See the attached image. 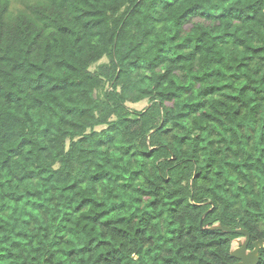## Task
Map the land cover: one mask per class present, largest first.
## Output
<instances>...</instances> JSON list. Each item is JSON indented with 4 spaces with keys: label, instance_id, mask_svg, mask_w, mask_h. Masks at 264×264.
<instances>
[{
    "label": "trees",
    "instance_id": "1",
    "mask_svg": "<svg viewBox=\"0 0 264 264\" xmlns=\"http://www.w3.org/2000/svg\"><path fill=\"white\" fill-rule=\"evenodd\" d=\"M204 214L264 238V0H0V264L234 262Z\"/></svg>",
    "mask_w": 264,
    "mask_h": 264
},
{
    "label": "water",
    "instance_id": "2",
    "mask_svg": "<svg viewBox=\"0 0 264 264\" xmlns=\"http://www.w3.org/2000/svg\"><path fill=\"white\" fill-rule=\"evenodd\" d=\"M206 214L203 215L201 221L203 222ZM205 229L223 231L226 233L238 234L240 237L234 240L235 245L231 249L232 257L236 258L238 261L233 264H259L260 262V250L264 249V238L259 239L254 242L253 249L249 250L248 245L251 240L250 232L244 228L232 229L222 222L215 223L211 226L205 225ZM134 258L137 259V256L134 255Z\"/></svg>",
    "mask_w": 264,
    "mask_h": 264
},
{
    "label": "rangeland",
    "instance_id": "3",
    "mask_svg": "<svg viewBox=\"0 0 264 264\" xmlns=\"http://www.w3.org/2000/svg\"><path fill=\"white\" fill-rule=\"evenodd\" d=\"M147 104H148V102H147V100H145V101H143V102H141L139 104H130V106L133 109L142 110L143 108H145L147 106ZM234 245H235V247H237L236 244H234Z\"/></svg>",
    "mask_w": 264,
    "mask_h": 264
},
{
    "label": "flooded vegetation",
    "instance_id": "4",
    "mask_svg": "<svg viewBox=\"0 0 264 264\" xmlns=\"http://www.w3.org/2000/svg\"><path fill=\"white\" fill-rule=\"evenodd\" d=\"M207 225H209V224H207ZM209 226H211V225H209ZM201 227L203 228V229H205L204 228V226H203V224H202V221H201ZM236 238H233L232 239V241H231V244H230V253H231V249H232V247L234 246V240H235ZM263 239V238H262ZM253 244H254V242H253ZM254 247V246H253ZM249 249V248H248ZM253 248H251V249H249V250H252ZM232 256V255H231ZM235 259V261L234 262H232V263H228V264H233V263H236L238 260L236 259V258H234Z\"/></svg>",
    "mask_w": 264,
    "mask_h": 264
}]
</instances>
